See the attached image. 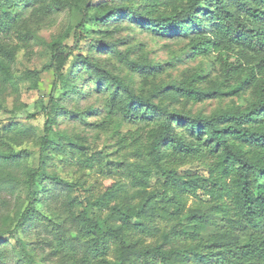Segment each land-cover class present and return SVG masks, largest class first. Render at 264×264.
Returning <instances> with one entry per match:
<instances>
[{
	"label": "trees",
	"instance_id": "1",
	"mask_svg": "<svg viewBox=\"0 0 264 264\" xmlns=\"http://www.w3.org/2000/svg\"><path fill=\"white\" fill-rule=\"evenodd\" d=\"M97 1L0 0V108L15 94V116L0 122V264H264V0ZM65 13L47 41L42 30ZM90 20L107 38L84 33ZM126 25L182 54L159 61L142 42L120 51L108 38ZM84 41L121 65L84 53ZM29 42L49 61L17 74ZM184 57L202 60L173 74ZM45 71L51 89L31 112L20 83L39 89ZM38 115L40 131L21 119ZM52 148L102 175L100 189L61 179ZM190 163L205 173L181 174Z\"/></svg>",
	"mask_w": 264,
	"mask_h": 264
},
{
	"label": "rangeland",
	"instance_id": "2",
	"mask_svg": "<svg viewBox=\"0 0 264 264\" xmlns=\"http://www.w3.org/2000/svg\"><path fill=\"white\" fill-rule=\"evenodd\" d=\"M102 0H98L97 2H100ZM105 1V0H104ZM70 19V15L68 13L63 14L61 17H59L58 23L51 27L42 30L41 35L47 40L50 41L52 36L55 35L62 27L63 25L68 22ZM79 19V16L74 15L72 16V20L74 23H76ZM127 28L126 30H122L120 32L115 33L113 37L108 38L116 44L118 49L120 51H125L127 48L133 45H137L138 43L142 42L144 44V48L147 52H150V55L154 58H156L159 61H167L168 59H171L174 54L181 55V48L183 47V44L181 43H169L167 40L151 37L148 33L142 32L138 27L126 25L124 26ZM104 27H101L100 25H97L94 21H89L85 24V27L83 29L85 34L90 35V37L95 38L98 41H101L103 38H107L105 36L106 34L103 32ZM73 34V33H72ZM15 38V43L21 44L20 39ZM69 44H73V37L68 40ZM90 42L84 41L83 42V49L84 53H89L92 56L96 57L97 59H100L103 62H108L110 65L114 64L116 66L121 65L119 62L118 57L111 52H105L101 51L99 52L96 49L89 48ZM50 53L44 48V46L39 44H34L32 42H29L28 46L21 47L18 51V58L14 65V71L17 74L22 73L23 71L27 69H42L44 65L49 61ZM75 60V59H74ZM202 59L196 58L191 59L184 57L181 61L174 60V69H172L173 74H179L181 71L187 70L189 68H193L196 66ZM70 64H68L67 69L70 68ZM53 80V74L51 71H45L40 75V87L39 89H32L29 88L28 83H20V93H19V99L23 103L31 104L29 107V110L31 112L35 111L34 104H32L37 99L43 97L44 95H48ZM10 92V91H9ZM7 105L5 108H0V122H8L12 116H15L12 114L11 110L14 106L15 101V94H8L6 96ZM235 102V101H234ZM91 102L83 101L82 106L86 107ZM222 104L229 105L234 104L230 99H226L224 101H219L217 99L213 100H206L203 102H198L193 106V109L196 111L198 109H205V111L210 112L218 107H220ZM191 106V104H189ZM16 115L18 116H24L26 117V110H22L18 112ZM38 118L33 119H23L21 117L22 121L27 123V125H33L37 128V131H40L43 128L44 125V117L38 115ZM90 119L94 120L93 117H90ZM66 125H62V127H65ZM104 136L100 141L103 142ZM22 148L27 149L30 153V162L33 166H37L39 162V150L34 145V143H26L22 146ZM52 158L49 161L50 168L54 169L63 179L64 181L68 182H78V181H87L86 185L90 186L92 183L95 184V189L99 190L100 186H102V175L94 174L89 169L84 168L80 166L76 159L70 158L68 161L63 160V156L57 151L52 148ZM179 172L183 175H191L195 173L204 174L205 173V167L198 164V163H190L187 165L182 166L179 169ZM110 181L107 180L105 184H109ZM89 211L91 215L97 216V215H104V212H100L96 209L89 208ZM5 239H10L11 242H15V238L9 235L4 236Z\"/></svg>",
	"mask_w": 264,
	"mask_h": 264
}]
</instances>
